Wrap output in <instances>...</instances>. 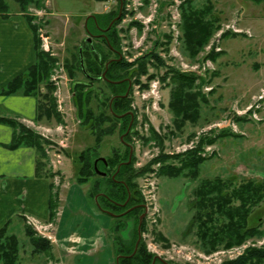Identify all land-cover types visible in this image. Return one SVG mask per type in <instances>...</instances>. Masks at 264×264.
Returning <instances> with one entry per match:
<instances>
[{
	"label": "rangeland",
	"instance_id": "rangeland-1",
	"mask_svg": "<svg viewBox=\"0 0 264 264\" xmlns=\"http://www.w3.org/2000/svg\"><path fill=\"white\" fill-rule=\"evenodd\" d=\"M120 2L122 9L117 0H45L47 8L30 6L27 9L44 45L42 49L58 59L50 81L55 87L53 95L63 122H33L28 126L44 141L46 174L51 175L50 182L54 189L62 190L68 183L78 184V155L95 146L94 137L87 126L80 124L72 94L74 81L85 83L84 91L91 92L88 106L92 114L98 116L102 113L106 117L99 129L111 131V134L103 136L97 150V159L110 158L113 153L122 156L128 149L129 153L132 149V168L135 172L160 156L172 157L166 162L179 165L174 158L194 149L201 138L210 139L221 135L214 144L204 145L199 152L201 157L208 160L200 165L195 179L187 171L175 178L159 175V162L150 164L148 171L135 179L144 205L142 222H145L146 228L141 234L137 226V233L149 253L159 258L162 264H221L237 258L247 248L264 247V202L254 208L256 215L251 220L252 224L259 223L262 236L251 238L238 246L220 247L206 253L196 236V224L188 229L195 213L192 208L194 191L203 180L220 177L223 180L231 179L236 186L246 180L264 182V106L255 111L257 120L252 118L253 109L258 104L257 95L264 93V0ZM188 2L198 10L210 4V17L219 20L217 30L208 43L192 58L185 53L180 29L181 5ZM8 5L9 13H13L14 9L18 11L13 1L9 0ZM117 17L122 18L119 21ZM95 26L105 28V32L112 28V34H117L119 44L114 46V53L105 49L103 39L93 36L99 31ZM232 26L241 33L232 32ZM225 34L229 35L224 37ZM167 36L171 37L169 42ZM88 38L90 41H87ZM87 46L99 49L102 59H105L102 66L106 69L108 61L132 63L133 66L127 72L115 74L116 80H112L113 83L125 82L119 89L103 80L86 79L78 69L74 72V79H69L63 68L65 60L77 57V51L81 54V48L84 47L85 51ZM151 51L164 60L168 69L200 77L195 81V90L199 87L204 99L200 117L195 124L186 123L181 132L174 130L173 114L168 107L173 87L170 76L165 81L161 80L168 69H157L149 64L146 65V76L135 74L139 58ZM214 54L219 55L215 62L210 58ZM80 59L82 66L83 61ZM149 75H154V78L147 80ZM119 91H125L121 97L130 100V122L126 125V134L129 132V135L125 138L121 135L125 127L124 120L112 118L107 110V104H111L115 95L121 94ZM251 105L253 108L248 110ZM0 115L15 116L3 108H0ZM121 117L123 115L118 116ZM100 165L97 170L102 172ZM97 180L101 181L95 177L81 185L88 198ZM104 184L100 186L102 190ZM90 200L96 205L93 198ZM38 221L51 225L49 229L37 225L36 229L45 234V239L50 237L52 244L56 245L54 224ZM107 221V264H115L118 235L126 241L131 234L128 230L113 232L118 222L109 215ZM13 224V234L20 245L19 264H41V259L50 251L31 254L34 246L24 228L17 221H13ZM22 225L25 226V222ZM79 243V239L71 238L70 246L64 252L76 255V245ZM159 262L154 264H161Z\"/></svg>",
	"mask_w": 264,
	"mask_h": 264
},
{
	"label": "trees",
	"instance_id": "trees-1",
	"mask_svg": "<svg viewBox=\"0 0 264 264\" xmlns=\"http://www.w3.org/2000/svg\"><path fill=\"white\" fill-rule=\"evenodd\" d=\"M8 1L0 0V16L3 18L9 15ZM11 1L17 4L18 11L26 17L34 34L35 62L25 73L12 79L1 90L0 95L12 96L21 94L24 96H32L36 99L34 122H45L47 124L54 122L60 124L63 120L57 111V104L53 95L55 87L50 81L58 59L41 48V41L38 37L37 27L33 24V17L27 14V9L30 6H34L37 9H45V0ZM190 4L191 2L181 5L180 29L181 41L184 44L185 53L192 58V56L197 55L208 43L209 39L217 30L219 20L215 17H210L212 10L210 4L200 10L193 8ZM121 18L118 20L120 21ZM108 21H110V18ZM95 28L97 27L95 26ZM106 34L107 39L105 38L103 41L106 45L105 49L110 51V53H114L113 48L119 44V38L116 33L112 34V28L107 30ZM228 35L225 34L224 37ZM232 35L237 36L236 34ZM170 38V36H167L168 42ZM98 50L89 46L84 51V47H82L81 54L77 51V57L73 56L70 60H65L63 68L66 70L67 76L73 80L74 72L78 69L86 79L103 80L111 87L119 89L125 82L113 83L112 80H116L115 74L117 72V75L122 72H127L133 66L132 63L123 60L108 61L106 69L105 66H102L104 65L103 62L105 59H102ZM80 57L83 61L82 66L80 64ZM218 57V54L210 56L213 62ZM138 62L140 63L135 73L138 76L147 75L146 65L149 64L157 69H168L165 66L164 60L154 51L139 58ZM103 73H105L104 77L102 75ZM167 76H170V81L173 85L168 105L173 114L172 124L176 132H181L186 123L195 124L200 117L201 103L204 102V99L200 95L199 87L195 90V81L200 79V77L195 74L179 73L170 68L161 80L165 81ZM153 78L154 75H149L147 80ZM138 82L137 84H140ZM85 87V83L77 81L72 83L73 100L80 124L87 126L89 132L94 137L95 146L85 149L78 155L80 167L76 182L84 185L89 183L91 179L98 177L101 181L97 180L93 183L89 197L94 199L100 211L116 219L118 223H115L112 229L113 232L120 233L121 231L128 230L129 234H131L130 238L126 239V241L118 235L119 239H116L117 253L115 255V257H118V260L115 264H151L155 256L147 251L142 239L138 242L134 252L138 237V219L144 210L142 198L137 191L135 179L142 173L148 171L150 164L158 162L160 163L159 175L175 178L185 174V171H187V174L192 179H195L199 174L200 165L208 160L206 157H201L199 152L204 145L214 144L221 138V135L210 139L201 138L194 149L174 158L178 160L179 165L166 162L172 157L160 156L152 160L141 170L135 172L132 168V158L126 164L129 149L122 156L119 153H113L110 158L105 159V163L97 162L96 168L98 169V165L101 164L102 172L105 173V175H99L94 171V161L98 158L97 150L103 136L105 134H111V131H102L99 129L101 124L106 121V117L102 113L98 116L92 114L88 106L91 102V92L84 91ZM120 93V96L115 95L116 97L113 98L111 104H107V110L112 118L124 120L125 127L122 129L121 135L123 134L122 136L125 138L129 135V132L126 134V125L130 122V116L128 115L130 100L128 101L127 97H121L125 94V91ZM119 115H123V117L118 118ZM0 124L7 125L13 130L12 141L7 148L16 149L21 146L33 148L35 151V176L51 179V175L46 174L47 163L44 153V141L41 137L32 129L27 128L11 118L0 117ZM153 137L156 139V136ZM122 142L123 144L125 143L124 140ZM102 183H105L104 190L100 188ZM194 195L195 200L192 202V208L195 209V213L189 223L188 229L190 230L196 224V236L204 252L211 253L220 247L230 248L232 246H238L251 238H259L262 236L263 232L259 229V223L252 224L251 220L256 215L253 211L254 208L264 202L263 181L246 180L236 186L233 185L231 179L223 180L220 177H215L211 180H203L195 189ZM122 204L124 205L122 206ZM49 208L51 216L56 208L55 194L50 195ZM129 208L132 209L129 210ZM132 218L134 219L132 220ZM122 219L124 221L120 222ZM257 220L259 222L260 218ZM145 229V222L143 221L140 227V233L142 234ZM24 230L34 246L32 250L33 254L51 251V244L47 239L37 236L33 229L26 224ZM19 251L20 245L18 239L16 235L10 233L8 223H6L0 229V264H19ZM156 262L159 261L157 260ZM263 263L264 247L247 248L237 258L221 264Z\"/></svg>",
	"mask_w": 264,
	"mask_h": 264
},
{
	"label": "crops",
	"instance_id": "crops-1",
	"mask_svg": "<svg viewBox=\"0 0 264 264\" xmlns=\"http://www.w3.org/2000/svg\"><path fill=\"white\" fill-rule=\"evenodd\" d=\"M34 62V34L26 17L15 9L6 18L0 16V92ZM0 108L15 115L0 117L29 128L35 118L36 99L21 94L0 95ZM12 137V128L0 124V229L8 223L13 233V221L24 228V217L53 223L56 245H51L50 254L41 259V264H107L108 215L91 203L81 185L68 183L62 190L54 189L50 179L36 177L34 149H8ZM51 194L56 195V208L50 216ZM71 238L80 241L76 255L64 252Z\"/></svg>",
	"mask_w": 264,
	"mask_h": 264
},
{
	"label": "built area",
	"instance_id": "built-area-1",
	"mask_svg": "<svg viewBox=\"0 0 264 264\" xmlns=\"http://www.w3.org/2000/svg\"><path fill=\"white\" fill-rule=\"evenodd\" d=\"M231 30H232V32H234V33H241V31L239 30V29H237V28H235V27H231ZM44 45H43V43H42V47H43ZM45 48V47H44ZM256 100H257V102H258V104L257 105H255V107H254V111H253V114H252V118L253 119H256L257 120V114H256V110H259V108L260 107H262V106H264V93L262 92V93H260L259 95H257V98H256ZM253 108V106L251 105V107H248V110H251ZM27 225H29L36 233H38L39 235H41V236H43L44 237V235L45 234H43V233H40L36 228H37V225H38V227H44V228H46V229H49L50 227H51V225H44V224H41L38 220H36V219H34V218H31V217H27ZM47 239L48 240H50L51 241V238L50 237H47Z\"/></svg>",
	"mask_w": 264,
	"mask_h": 264
},
{
	"label": "water",
	"instance_id": "water-1",
	"mask_svg": "<svg viewBox=\"0 0 264 264\" xmlns=\"http://www.w3.org/2000/svg\"><path fill=\"white\" fill-rule=\"evenodd\" d=\"M87 41H90V39L88 38ZM103 76H104V73H103ZM131 154H132V149H130L129 157H128V160H127L126 164L130 162ZM98 161L105 163V159H103V158H99V159H97L96 161H94V171H95V173H98L99 175H105V173L100 172L99 170H97V168H96V164H97ZM95 200H96V198H95ZM123 205H124V204H122V206H123ZM143 217H144V214H142V215L139 217L138 233H140V232H139V226H140V224H141V222H142ZM139 240H140V234L138 235V239H137V242H136V245H135V248H134V252H135V250H136V248H137V244H138ZM155 259H156V257L153 258L151 264H154Z\"/></svg>",
	"mask_w": 264,
	"mask_h": 264
},
{
	"label": "flooded vegetation",
	"instance_id": "flooded-vegetation-1",
	"mask_svg": "<svg viewBox=\"0 0 264 264\" xmlns=\"http://www.w3.org/2000/svg\"><path fill=\"white\" fill-rule=\"evenodd\" d=\"M117 2L120 4V9H122V7H121V2H120V0H117ZM117 19H118V17H117ZM98 27V26H97ZM99 31H98V34L97 35H93L94 37H97V38H100V39H105V34H106V32H105V28H97ZM127 145V144H126ZM130 209H132V208H129V210ZM142 214H144V213H142ZM141 214V215H142ZM140 215V216H141ZM116 259L118 260V257H116ZM161 261L159 258L158 259H155V261ZM164 264H172V263H170V262H168V263H164Z\"/></svg>",
	"mask_w": 264,
	"mask_h": 264
}]
</instances>
